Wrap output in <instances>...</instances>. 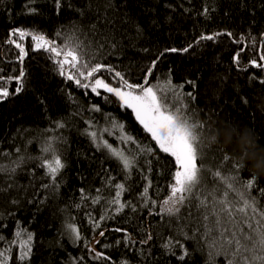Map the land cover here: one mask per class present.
Returning a JSON list of instances; mask_svg holds the SVG:
<instances>
[{
  "label": "trees",
  "instance_id": "trees-1",
  "mask_svg": "<svg viewBox=\"0 0 264 264\" xmlns=\"http://www.w3.org/2000/svg\"><path fill=\"white\" fill-rule=\"evenodd\" d=\"M25 3L0 0V84L9 92L0 99V165L12 168L19 162L14 172H0V252L8 250V264H227L223 255L209 257L216 249L209 247L211 237L202 236L203 228L195 230L200 223L195 208L190 219L157 214L170 193L175 160L159 150L133 110L104 89L97 95L77 86L60 75L48 52L34 50L31 36L21 40L10 33L40 34L61 47L71 37L82 45L84 59L111 65L132 84L143 82L145 70L165 49L187 48L160 56L149 84L170 80L182 86L191 119L203 125V160L197 161L205 169L203 196L211 202L225 190L211 174L217 170L236 176V187L254 178L249 195L264 210V173L253 170L251 161L238 163L231 147L241 156L257 143L264 148V71L250 64L260 62L264 52V0H61L59 12L54 0H35L30 5L35 14L23 8ZM9 39L23 44L22 63ZM238 52L239 66L233 62ZM21 69L23 90L12 94L17 81H4ZM97 76L122 86L114 73L103 70ZM214 135L231 145L211 143ZM102 136L133 161L130 170L102 146ZM49 142L64 164L55 180L41 166L51 156L42 151ZM116 184L125 186L121 202L135 210L126 206L117 212L118 205L109 203ZM228 199L236 204L239 197L229 192ZM69 224L79 230V240L71 238ZM17 232L33 237L26 261L19 259ZM169 240L172 247L165 248ZM177 241L189 252L184 261Z\"/></svg>",
  "mask_w": 264,
  "mask_h": 264
},
{
  "label": "snow or ice",
  "instance_id": "snow-or-ice-1",
  "mask_svg": "<svg viewBox=\"0 0 264 264\" xmlns=\"http://www.w3.org/2000/svg\"><path fill=\"white\" fill-rule=\"evenodd\" d=\"M57 12L61 8V0H54ZM35 4V0H26L23 8L28 13L35 14L37 8L30 5ZM71 7V4L68 5ZM207 9H205V12ZM81 14H83L81 12ZM231 36V33H226ZM11 36H19L22 40L26 36H31L34 42V50H43L50 54V59H54L58 66L60 75L66 76V79L74 81V83L82 88H91L92 92L99 95L97 89H104L109 93H113L124 106L131 108L136 115V119L143 126V128L151 135L152 140L156 142L159 150L163 153L170 154L176 165V170L172 175V182L170 183V193L160 205L158 215H167L179 219H190L193 216L192 209L195 208L200 213V223L195 226V230L199 231L203 228L202 236L204 238L211 237L212 243L210 248L216 251H210L209 257L214 258L217 255H223L227 259V264H264V210L257 207L255 198L249 195V190L254 185V178L248 180L246 183H240L236 187L238 178L236 176L222 175L219 170L211 173L214 177L218 178L225 185L220 199L213 198L209 202L208 197L203 196L201 190V173L205 170L203 164L198 166L197 161L203 160L202 149L204 141L201 137L203 125L191 119L188 113V105L183 102L182 93L180 88L182 86H173L170 80L165 82H157L155 85L149 84V78L152 76L156 68L157 61L160 56L165 52H187L188 49H165L158 55L156 60L147 67L144 72L142 83L132 84L125 79L124 75L116 71L111 65H106L100 62L92 63L91 59H84L85 53L82 50V45L79 42L73 43L72 38L68 37V42L64 43L61 47L54 40H50L43 35L33 34L21 29H13L10 33ZM59 35V33H57ZM219 35V34H216ZM201 39H215V36H202ZM15 45L19 49L18 59L23 62L24 57L27 55L22 43L17 42L15 39L7 41ZM119 43V41H117ZM116 45L113 44L114 48ZM243 51V49L241 50ZM239 52L233 57V62L239 66ZM259 61H250V64L264 71V52L259 55ZM106 70L114 73V78H119L122 86L112 87L105 82L103 78L97 76L101 71ZM23 70L14 78L9 77L7 83L11 79L17 81L18 86L12 94H18L23 90ZM4 78H0L3 80ZM264 83V80L261 81ZM171 92V97L168 93ZM9 95L7 87L0 84V99H5ZM192 97L191 93L187 94ZM195 99V97H192ZM98 110V109H97ZM58 127H63L62 124ZM90 135L96 138L97 133L91 132ZM130 139V138H128ZM108 152L119 161L122 162L124 169L130 170L133 166V161L129 159L122 151L112 148L106 141L102 145ZM101 147V145H97ZM19 151V149H17ZM42 151L44 153H51V156L43 159L42 167L47 168L48 174L53 180L56 175L64 167L60 157L55 154V148L49 142ZM7 155V154H5ZM229 157L224 155L223 161H227ZM15 166H19V162H13ZM15 166L8 168L7 166L0 165V172L15 171ZM239 170V165L234 166ZM150 186V182H149ZM113 199L109 202L118 205L115 209L117 212L121 211L124 207L134 206L130 203L125 204L121 202V195L125 191L124 184H116ZM100 190L97 189V192ZM229 192H235L239 197L236 204L228 199ZM142 198L147 201L148 188L146 187L142 193ZM99 202V196L93 199V203ZM155 201H152L155 206ZM237 204L239 206H237ZM146 206V205H145ZM184 210V216H181V210ZM210 217L212 218L210 220ZM105 217H101L103 220ZM98 227L99 224L96 223ZM247 227L248 231L245 232L244 228ZM68 230L73 240H79V230L73 224H69ZM115 231H121L116 229ZM181 234L186 236V233L180 230ZM213 232L216 233L213 236ZM104 233L101 232L100 235ZM17 237L22 235L21 232L16 233ZM194 238V237H193ZM3 239V237H0ZM32 234L27 235V239L20 244L21 261H26L31 255V242ZM151 239V235L148 236ZM146 242V241H145ZM177 244L183 249L182 254L179 255V260L184 261L189 256L187 249H184L182 244ZM219 244V248H217ZM165 248L172 247V241L169 240L164 244ZM8 250L0 252V264H8ZM175 255V253H173ZM96 258L108 259L103 257L102 253H96Z\"/></svg>",
  "mask_w": 264,
  "mask_h": 264
},
{
  "label": "clouds",
  "instance_id": "clouds-1",
  "mask_svg": "<svg viewBox=\"0 0 264 264\" xmlns=\"http://www.w3.org/2000/svg\"><path fill=\"white\" fill-rule=\"evenodd\" d=\"M211 143L221 144L224 147H227L231 145V141L229 139H225L221 141L218 135H214L208 138ZM232 147V154L233 158L240 163L241 165H244L248 163V161H251L252 163L251 168L255 170L257 173H264V148H261L258 143L255 145V149L251 152L246 153L245 155L241 156L238 155L236 152V149L234 146Z\"/></svg>",
  "mask_w": 264,
  "mask_h": 264
},
{
  "label": "rangeland",
  "instance_id": "rangeland-1",
  "mask_svg": "<svg viewBox=\"0 0 264 264\" xmlns=\"http://www.w3.org/2000/svg\"><path fill=\"white\" fill-rule=\"evenodd\" d=\"M106 82V81H105ZM106 83H108V82H106ZM110 86H112L110 83H108ZM112 87H118V86H112ZM122 102V101H121ZM123 103V102H122ZM101 139H102V141L103 142H107L109 145H111L112 146V148H114V146L112 145V143L110 142V140L107 138V137H105V136H102L101 137ZM115 149H119L120 150V148L119 147H115ZM27 239V237H25V236H23V235H21L20 237H19V240H18V242H19V247H20V244L24 241V240H26Z\"/></svg>",
  "mask_w": 264,
  "mask_h": 264
}]
</instances>
